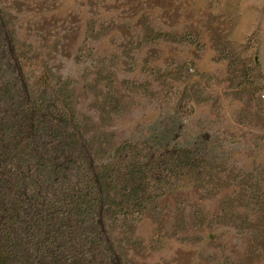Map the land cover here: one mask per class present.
Listing matches in <instances>:
<instances>
[{
	"label": "rangeland",
	"instance_id": "374dc122",
	"mask_svg": "<svg viewBox=\"0 0 264 264\" xmlns=\"http://www.w3.org/2000/svg\"><path fill=\"white\" fill-rule=\"evenodd\" d=\"M0 9L25 78L59 83L100 161L168 113L172 145L206 141L198 175L138 214L104 219L124 264H264V0H0Z\"/></svg>",
	"mask_w": 264,
	"mask_h": 264
},
{
	"label": "trees",
	"instance_id": "16d2710c",
	"mask_svg": "<svg viewBox=\"0 0 264 264\" xmlns=\"http://www.w3.org/2000/svg\"><path fill=\"white\" fill-rule=\"evenodd\" d=\"M166 117L100 161L59 83L25 78L0 9V264H124L104 219L140 213L210 153L172 145Z\"/></svg>",
	"mask_w": 264,
	"mask_h": 264
},
{
	"label": "crops",
	"instance_id": "0c3cea01",
	"mask_svg": "<svg viewBox=\"0 0 264 264\" xmlns=\"http://www.w3.org/2000/svg\"><path fill=\"white\" fill-rule=\"evenodd\" d=\"M263 23H264V21H263ZM263 27H264V25H263Z\"/></svg>",
	"mask_w": 264,
	"mask_h": 264
}]
</instances>
